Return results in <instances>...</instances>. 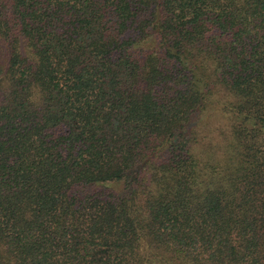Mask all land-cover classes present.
Instances as JSON below:
<instances>
[{
  "label": "trees",
  "instance_id": "1",
  "mask_svg": "<svg viewBox=\"0 0 264 264\" xmlns=\"http://www.w3.org/2000/svg\"><path fill=\"white\" fill-rule=\"evenodd\" d=\"M0 264H264V0H0Z\"/></svg>",
  "mask_w": 264,
  "mask_h": 264
}]
</instances>
